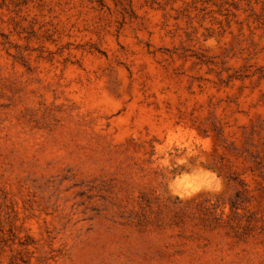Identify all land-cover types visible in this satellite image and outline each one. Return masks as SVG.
I'll return each mask as SVG.
<instances>
[{
  "label": "rangeland",
  "instance_id": "374dc122",
  "mask_svg": "<svg viewBox=\"0 0 264 264\" xmlns=\"http://www.w3.org/2000/svg\"><path fill=\"white\" fill-rule=\"evenodd\" d=\"M0 264H264V0H0Z\"/></svg>",
  "mask_w": 264,
  "mask_h": 264
}]
</instances>
